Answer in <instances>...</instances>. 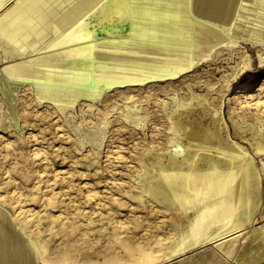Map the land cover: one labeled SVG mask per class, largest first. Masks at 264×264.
<instances>
[{"label": "rangeland", "instance_id": "374dc122", "mask_svg": "<svg viewBox=\"0 0 264 264\" xmlns=\"http://www.w3.org/2000/svg\"><path fill=\"white\" fill-rule=\"evenodd\" d=\"M39 1L33 12L28 10L23 15L24 18L33 16L31 21L38 27L33 32L43 29L41 32L47 35L41 33L44 39L41 40L34 35L35 39L32 33L29 40H24L34 43L35 48L30 50L34 55L41 54L43 46L65 30L78 13L75 18L88 17L80 41H126L173 48L180 43L170 41L157 27L164 22L184 21L179 14L182 11L187 13L185 20L192 25L200 18L219 28L230 26L241 34L235 44L219 42L205 57L175 75L124 82H115L118 79L113 78L114 82L108 86L100 82L98 94L93 98L81 93L89 90L97 70L103 67L94 52L87 70L67 68L51 61L47 63L49 66L37 63L30 66L33 73L29 77L30 67L19 71L21 75L19 72L8 75L30 83H12L15 93L11 100L15 105L8 104L0 94V211L23 237L37 241L42 253L40 258L46 264H105L106 261L119 264L122 260L126 264H140L146 257L152 259L164 253L176 231L173 222H179L183 214L179 208L164 206L151 197L143 178L147 175L146 167L159 156L163 160L168 158L166 151L172 139L183 132L179 121H184L189 128L201 126L205 143L225 146L223 136L227 131L250 152L260 177L259 203L250 224L264 216V155L253 153V145L248 142L264 143V44L263 39L252 43L241 30L247 24L249 30L264 28L262 7L248 20L246 1L235 0L226 19L216 20L200 15L197 1L194 4L192 0H183L184 4L165 9L150 0H127L126 16L99 21L101 5L111 0ZM78 3L84 9L71 14ZM51 10L54 15L49 14ZM47 14L52 17L49 19ZM42 16L48 20L45 22ZM40 17L46 30L39 25ZM51 24L56 25L58 33ZM192 42L189 40L183 46L188 47ZM28 55L11 51L0 42V76L4 77L3 65ZM57 68L60 74L52 72ZM76 72L83 76L79 78ZM66 79L73 80L75 86ZM45 94L48 97L42 98ZM53 100L67 102L69 106L61 111ZM178 103L184 106L177 108ZM178 140L187 139L179 137ZM63 256L68 259L59 261Z\"/></svg>", "mask_w": 264, "mask_h": 264}, {"label": "bare ground", "instance_id": "6f19581e", "mask_svg": "<svg viewBox=\"0 0 264 264\" xmlns=\"http://www.w3.org/2000/svg\"><path fill=\"white\" fill-rule=\"evenodd\" d=\"M78 1L79 0H77V2ZM102 1L104 2V0ZM196 1L198 2V11L200 15L205 18L207 17L216 20L226 19L235 2V0H192V3L195 4ZM245 1V18L248 20L254 18V15H257L259 13V7H262L264 9V0ZM38 2L40 1L16 0L15 3L11 4L12 0H0V42L9 47V50L11 51H15L19 54L29 53L28 56L19 58L18 60L11 61L3 65V71L9 76H13L16 75L17 72L22 71L23 69L26 70L27 67H30L36 63L40 64V66H49L47 63H50L51 61L60 65H66L67 68L77 67L87 70L86 68L90 65L91 57L94 52L98 56V60L100 61L101 66L103 65V67L99 69L101 70L100 72L99 70H97L98 68L96 69L98 71V75L95 73L96 77H94L93 83L88 86L89 90L87 92L81 93V91H78V93L80 92L82 95L86 93L87 96L92 98L97 96V89L100 82H103L105 86H108L110 85V83L114 82V80H112L113 78L118 79L115 82H124L127 80H143L147 77L175 75L183 69L191 67L198 60V58L205 57L208 54V51L219 42L225 41L226 43L235 44L241 36L240 32L235 33L234 30L230 28V26H223V28H219L216 27V25H214L213 23H209L205 19L199 18L198 20H196L195 24L192 25L190 22H187L185 20L188 18L187 13L185 11H182L179 12V14L183 17L184 21L182 20V22H177L176 20H174L170 23L164 22L161 26L157 27L162 30L164 35H166V37H168L170 41L180 43L173 48H171V46H153L150 44L145 45L126 41L114 42L95 39L80 41L85 32L84 25L86 23V20H88V17L84 18L80 14L81 17L78 16V18H75V16L77 17V15L79 14H76L75 12H80L81 9H84L83 6H79L80 4L78 3V5L76 4L77 6L72 10L71 13L73 15L76 14L74 16L75 19L73 18V20H71L72 22L68 26L66 24L67 28H64L65 30H59L61 31L59 33L58 30L56 32V25L51 24V26H55L54 28H52L58 34L54 33L56 35L51 38L45 45L43 44L44 50H41V54L36 53L37 55H34V53L30 51L35 48L33 46L34 43H28L24 40H27V38L31 36L32 33L33 36L36 35L38 38L41 37V40H44L42 38L45 31H42V33L41 30L43 29H39L33 32V28L36 27V24L34 26V24L32 23H35V21H31L33 16L24 18L23 15L26 14L28 10L29 12H33ZM58 2L59 1H57V3ZM83 2L84 1H82V3ZM150 2L154 5H162L165 7V9H168V7L171 8V5H179L180 3H183V0H150ZM45 3L43 5H45ZM73 3L75 4L74 1ZM53 4H56V2ZM63 4L65 3L63 2L62 6ZM100 4L96 6H99ZM126 5L127 0H111L104 5L102 4L100 7V12L102 15L98 18L99 21H102L104 18L113 16H126ZM86 7L87 6H85V10L87 9ZM131 7L132 6H130V8ZM42 8L44 9V6H41V9ZM47 9L49 10L50 6ZM64 9L61 10V13ZM36 11L38 12V10ZM89 11H91V8ZM47 12H44V14ZM50 12L51 13L49 14H52L53 10H51ZM54 12L57 13V11H55V8ZM52 15L47 14L49 19V16L52 17ZM57 15L59 16V14ZM57 15L56 17L58 20ZM43 16L42 18L44 19ZM63 16L64 15H62V17ZM42 18L40 17V20H38V22H40ZM48 18L44 19V21L48 20ZM70 18L68 19L70 20ZM59 19L62 20L61 17ZM39 25L42 26V28H45L43 27V25H41V22ZM60 25H63V23ZM247 25L241 28L243 34L246 36V39H249L252 43H254L255 41H261L263 39L261 43L264 44V28L251 27L249 30V28H247ZM25 27L28 28L26 29ZM46 29L47 28H45V30ZM47 32L49 34V30H47ZM38 38L37 40H39ZM189 40H193V42L190 43L188 47H184L183 45L187 44ZM70 47H73L71 52L69 51ZM94 48H96V51H94ZM96 60L94 62H96ZM260 60H262V57H260ZM98 66H100V64ZM27 69L29 70V68ZM32 70L33 69L31 68V71ZM43 70L44 69H40V71ZM31 71L30 73H27L25 71L28 74V77L29 74L32 76L33 71ZM37 71H39V69H37ZM37 71L34 70L35 73ZM52 72L59 73L60 71H58L57 68V71H54L52 69ZM94 72L96 71L94 70ZM20 73L22 72H19V74ZM61 73L62 77L63 71ZM64 73L67 74L66 72ZM83 73H85V71H83L82 74ZM73 74H71V76H73ZM82 74L80 72L79 78H81ZM95 74L93 75L95 76ZM25 75L26 74H24V76ZM67 75H69V73ZM75 75L74 78L76 77ZM90 76L92 75L90 74ZM14 77H16V79H19V76L18 78L17 76ZM22 78L23 76H21L20 79ZM65 78L68 77L66 76ZM76 80L78 79L76 78L75 81ZM70 81L72 82L73 80ZM76 83L78 84V82ZM37 84L39 83L37 82ZM45 84L48 83L45 82ZM41 97L47 98L48 96L45 94L44 96L41 95ZM72 99H74V97H72ZM53 103L56 104V106L61 111H64L69 106V103H64L60 100H53ZM72 103L73 100H71L70 104ZM183 106L184 104H177V108ZM179 125L183 132H180L178 134V137H174L172 139L171 146L166 151L168 158L166 160H163L162 157L159 156L154 163L146 167L147 175L143 178L145 189L151 197L156 199L164 206L179 208L181 214H183V217H181L179 222H173V227L176 228L175 234L171 238V241L167 244L166 250L160 257L163 260H168L186 252L187 250L203 245L211 246L219 252L223 253V255L228 256L238 237L243 233L247 225L251 223L252 214L254 213L259 203L257 197L260 186L259 174L256 171L255 164L250 152L239 143H237L234 139H232L227 134V131L223 136L226 145L223 146L218 143L213 144L210 142H203L201 126H191L189 128V126L184 121H179ZM179 137H182V139L186 138L187 140H178ZM248 142L253 145V153L264 155V143L262 141L254 140L253 142ZM31 240L36 250L41 255L42 253L37 244V241L34 238H31ZM134 253L136 252L134 251ZM57 255L58 254H56V256ZM69 255H71V253ZM66 256L68 255L66 254ZM66 256L59 258V261L67 260L68 258ZM71 258L72 255L70 259Z\"/></svg>", "mask_w": 264, "mask_h": 264}, {"label": "crops", "instance_id": "0c3cea01", "mask_svg": "<svg viewBox=\"0 0 264 264\" xmlns=\"http://www.w3.org/2000/svg\"><path fill=\"white\" fill-rule=\"evenodd\" d=\"M2 74L4 77L0 76V94L3 99L8 100V104L15 105L11 100L15 93L12 83L30 82L11 78L3 69ZM0 215V264H46L40 258L32 240L23 237L24 234L17 231L8 217L1 212ZM155 257L152 259L146 257L140 264H264V216L257 218L253 224L245 228L228 256L211 246L203 245L168 260H163L160 256ZM119 264L126 263L122 260Z\"/></svg>", "mask_w": 264, "mask_h": 264}]
</instances>
